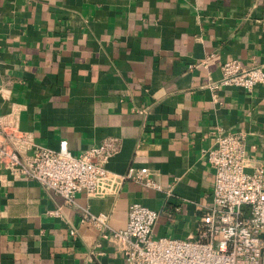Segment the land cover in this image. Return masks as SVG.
<instances>
[{"label": "crops", "instance_id": "obj_1", "mask_svg": "<svg viewBox=\"0 0 264 264\" xmlns=\"http://www.w3.org/2000/svg\"><path fill=\"white\" fill-rule=\"evenodd\" d=\"M232 58L264 69V0H0V122L25 135L3 139L31 153L63 138L75 154L112 137L105 166H146L158 186L123 179L64 203L0 166V264H118L81 207L122 228L136 201L157 210L153 236H192L211 203L215 127L242 132L246 169L264 167V84L208 85Z\"/></svg>", "mask_w": 264, "mask_h": 264}, {"label": "built area", "instance_id": "obj_2", "mask_svg": "<svg viewBox=\"0 0 264 264\" xmlns=\"http://www.w3.org/2000/svg\"><path fill=\"white\" fill-rule=\"evenodd\" d=\"M219 69L220 76L208 82L212 88L235 85L250 90L264 84L261 66L243 67L232 58L223 61ZM0 128V166L15 176L36 179L64 203H72L79 190L88 196L114 194L123 179L158 187L146 166L128 165L123 172L105 166L117 148L112 137L75 154L63 138L55 148L35 146L31 153H22L3 139L25 138L14 120L0 122ZM215 129L214 144L203 150L214 167L211 203L200 214L192 236H153L151 226L157 210L136 201L128 204L122 228L111 227L105 213L81 207L79 220L94 225L99 239L113 243L121 253L118 264H264V167L256 164L246 169L242 132L225 131L219 126ZM52 213L58 215L57 210ZM69 234H74L73 228H69ZM99 239L89 258L100 252L96 250Z\"/></svg>", "mask_w": 264, "mask_h": 264}]
</instances>
